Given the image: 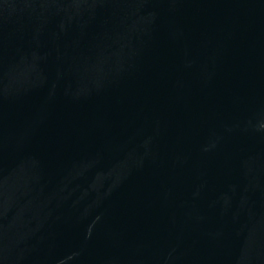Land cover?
Segmentation results:
<instances>
[{
	"label": "water",
	"instance_id": "water-1",
	"mask_svg": "<svg viewBox=\"0 0 264 264\" xmlns=\"http://www.w3.org/2000/svg\"><path fill=\"white\" fill-rule=\"evenodd\" d=\"M0 264H264V0H0Z\"/></svg>",
	"mask_w": 264,
	"mask_h": 264
}]
</instances>
